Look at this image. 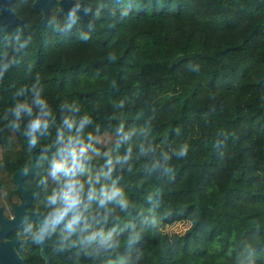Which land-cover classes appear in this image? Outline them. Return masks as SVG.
Segmentation results:
<instances>
[{"label": "trees", "instance_id": "trees-1", "mask_svg": "<svg viewBox=\"0 0 264 264\" xmlns=\"http://www.w3.org/2000/svg\"><path fill=\"white\" fill-rule=\"evenodd\" d=\"M30 3L13 0L21 24L0 30V175L31 158L52 194L57 128L75 104L91 121L85 190L111 158L106 183L128 201L97 195L74 232L57 225L48 264H264V0H92L89 20L52 9L41 24ZM37 75L53 116L30 147L14 108L36 113ZM174 222L183 240L164 230ZM29 263L45 264L37 251Z\"/></svg>", "mask_w": 264, "mask_h": 264}, {"label": "clouds", "instance_id": "clouds-1", "mask_svg": "<svg viewBox=\"0 0 264 264\" xmlns=\"http://www.w3.org/2000/svg\"><path fill=\"white\" fill-rule=\"evenodd\" d=\"M74 11L69 13L70 21L75 20ZM8 63L0 66V76L8 69ZM40 83V77L37 75L32 85L33 94L32 104L38 106V110L34 114L33 107L27 102L18 103L14 108V115L18 120L21 112H24L30 119L26 125L24 135L29 138V146L34 147L37 144V133L47 130L52 119V111L47 102L40 97V90L37 85ZM67 107V114L61 117V124L57 128L55 148L50 158L49 175L57 184L52 195L48 197V205L50 210L45 218L44 227L40 230L34 229L29 225L26 232L29 235H36L43 239L50 228L55 231V226L65 221L66 230L71 233L76 230V224L82 213L87 210L89 204L97 199L101 206L107 202H113L121 208H126L128 201L124 192L113 180L111 187L106 183L111 180L114 171V162L111 158L105 161V166L101 172L94 178L87 181L88 188L85 190V183L79 179V175L85 169V161L89 159L90 145L86 144L81 136L84 128L91 122L89 117L84 116L78 122L74 113L79 112V107L75 104ZM13 127L17 125L13 123ZM75 129V135L73 130ZM118 134L123 132V127L117 129ZM129 137L124 135V139ZM180 156L187 155V146H182L179 152ZM130 158V150L121 157H117L115 163H126ZM168 160L167 155L164 156ZM105 183H101V180ZM96 185H100L99 194H97ZM87 201V203L85 202ZM71 214V215H70ZM88 241L91 242L95 236H89ZM111 247V244H107Z\"/></svg>", "mask_w": 264, "mask_h": 264}, {"label": "flooded vegetation", "instance_id": "flooded-vegetation-1", "mask_svg": "<svg viewBox=\"0 0 264 264\" xmlns=\"http://www.w3.org/2000/svg\"><path fill=\"white\" fill-rule=\"evenodd\" d=\"M32 1V0H31ZM76 1H86L88 7L86 10V15L88 17L90 7L92 5V0H76ZM31 4V3H30ZM83 6L75 4V10L81 9ZM54 9L55 12L58 9V6H53L49 8V11ZM48 11V12H49ZM69 15V14H68ZM75 15V12H74ZM31 158L28 166L16 165V168L9 173H2L0 175V216L2 218H11L14 215V206H18L25 201V197L21 191L17 190L16 183L12 179V174L17 169H26L30 166ZM33 164V161H32ZM34 168V164H33ZM35 171V168H34ZM27 173L21 178V185L27 191L28 194H31L27 203L23 205V211H30L34 213H40L41 217L45 220L50 206L48 205V197L51 194L50 188H45L37 185L33 182L32 174ZM63 221L58 223L60 225ZM29 225H32L34 229H39L38 221H24L17 225L16 227L10 229V231L5 236H0V242L6 240H13L12 248L14 252L19 256L23 264H30L29 257L37 251L38 255L43 258L45 264H48L49 254L52 249L51 242V232L49 228L47 234L43 239L36 238L35 235H29L26 232V229ZM56 225V226H57ZM55 226V227H56ZM43 242V253L46 255L47 261L40 253L41 243Z\"/></svg>", "mask_w": 264, "mask_h": 264}, {"label": "water", "instance_id": "water-1", "mask_svg": "<svg viewBox=\"0 0 264 264\" xmlns=\"http://www.w3.org/2000/svg\"><path fill=\"white\" fill-rule=\"evenodd\" d=\"M75 4L82 5L81 9L75 10ZM13 0H0V30L13 31L15 25L21 24V18L12 10ZM58 6L56 14H63L68 16V14L75 10V16L80 19L89 20L86 15V10L88 3L86 1H76V0H32L31 8L33 10L41 11V18L37 24L44 23L48 16V11L50 7ZM34 171L32 159L30 166L26 169H17L12 174V179L16 183L17 190L21 191L25 197V201L18 206H14V215L11 218H2L0 216V236H5L10 229L16 227L24 221H38L39 229H42L45 224V220L41 217L40 213H34L30 211H23V205L28 202L31 194L21 185V178L27 174ZM71 215V214H70ZM83 215V214H82ZM81 215V217H82ZM81 217L77 222V226L80 225ZM60 223V222H59ZM36 238H39L35 235ZM40 239V238H39ZM13 240H6L0 242V264H23L19 256L14 252L12 248ZM40 253L43 255L47 261L46 255L43 253V242L41 241Z\"/></svg>", "mask_w": 264, "mask_h": 264}, {"label": "rangeland", "instance_id": "rangeland-1", "mask_svg": "<svg viewBox=\"0 0 264 264\" xmlns=\"http://www.w3.org/2000/svg\"><path fill=\"white\" fill-rule=\"evenodd\" d=\"M185 226L186 224L183 222H174L165 226L164 230H166L173 239L183 240V238L181 239V233L184 231ZM182 245L187 246V243L182 241Z\"/></svg>", "mask_w": 264, "mask_h": 264}]
</instances>
